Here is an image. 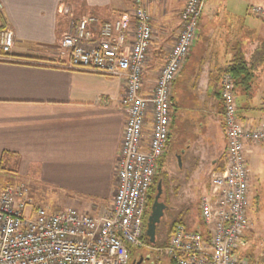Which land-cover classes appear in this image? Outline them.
I'll return each instance as SVG.
<instances>
[{
  "label": "crops",
  "instance_id": "1",
  "mask_svg": "<svg viewBox=\"0 0 264 264\" xmlns=\"http://www.w3.org/2000/svg\"><path fill=\"white\" fill-rule=\"evenodd\" d=\"M251 1L255 0L239 4L231 11L224 9L223 15L230 20L207 19L217 25L214 24V31L211 30L206 40L217 42L219 46L208 44V49L214 50L212 53L205 51L204 55H210L205 66L204 59L191 67L183 65L171 89L170 98L176 103L182 102L183 91L192 88L197 91L196 101L200 103V99L203 106L198 127L205 131V138L200 137L197 158L201 168L208 172L205 190L211 173L220 170L224 162L226 141L219 96L221 76L235 58H240V53L253 76L247 93L234 87L238 118L250 128L264 125V61L255 59L259 45L264 43V17L252 13L255 6ZM184 4L185 0H148L146 3L152 39L142 72L141 96H149L152 92L147 85L149 73L155 69L158 72L170 52L178 35ZM0 5L2 22L14 34L10 53L0 57V177L4 176V163H8L9 180L13 184L7 185H15L17 181L27 184L31 187L28 195L35 204L52 210L45 203L54 195L58 202L65 203L58 212L73 208L92 217L108 213L117 186L116 168L127 119L121 105L125 83L121 78L66 69L68 54L59 48L58 41L69 31L71 22L86 17H95L99 24L114 20L132 11L131 1L0 0ZM60 7L67 9L70 16L60 13ZM256 7L264 13V0H257ZM97 37L95 30L94 40ZM131 41L130 34L129 44ZM199 41L198 27L187 58ZM177 119L174 108L164 155L158 161L155 175L167 163L170 170L173 166L180 172L191 168L189 145L182 151L170 152L177 136ZM151 129L152 117L148 112L141 139L144 150L150 141ZM244 155L248 167L249 210L257 200L255 187L259 186L258 177L264 172L262 165L256 175L252 170L256 169L257 159L264 162V143L246 144ZM253 159H256L254 166L249 163ZM164 205L165 211L176 216L171 224L179 220L186 229L202 233L204 226L199 208L195 217L185 221V206L179 209L172 204ZM248 218L250 225L237 256L257 263L264 252V243L257 248L251 242L255 224L251 217ZM169 238L162 243L166 245ZM140 261L139 258L131 264Z\"/></svg>",
  "mask_w": 264,
  "mask_h": 264
},
{
  "label": "built area",
  "instance_id": "2",
  "mask_svg": "<svg viewBox=\"0 0 264 264\" xmlns=\"http://www.w3.org/2000/svg\"><path fill=\"white\" fill-rule=\"evenodd\" d=\"M130 1V13L100 24L95 17L71 22L69 31L58 41L59 48L68 54L66 69L121 78L125 83L121 105L127 119L110 210L95 217L71 208L54 212L35 204L25 188L7 185L0 190V264H128L127 247L145 246L142 237L147 193L164 155L171 114L176 107L170 98L171 89L197 37L203 0H185L177 38L149 96L139 94L152 39L148 0ZM251 11L263 14L258 7ZM60 13L70 16L64 7H60ZM95 30L98 37L94 40ZM13 44L14 34L2 22L0 5V57L7 56ZM219 96L226 141L224 163L220 170L211 173L199 205L208 237L176 224L166 245H146L155 257L174 264H264V252L257 263L237 256L250 225L244 150L248 143H264V125L250 128L241 123L228 73L221 76ZM148 112L152 129L144 150L141 139ZM140 260L139 264H146L149 258ZM150 264L162 263L155 259Z\"/></svg>",
  "mask_w": 264,
  "mask_h": 264
},
{
  "label": "rangeland",
  "instance_id": "3",
  "mask_svg": "<svg viewBox=\"0 0 264 264\" xmlns=\"http://www.w3.org/2000/svg\"><path fill=\"white\" fill-rule=\"evenodd\" d=\"M204 6L202 10V16L199 26V39L200 41L196 43V46L194 47L192 53L190 56L185 60L184 65L187 67H191V65L195 64L197 61H200L201 59H204L203 66L206 65V61L210 57L209 54H205V51L209 50L210 53L213 52L214 48L208 49V44L213 46H219V43L213 42L209 43L206 39L207 36L210 35L211 30L214 31V24L217 25V23H211L207 19L213 18L216 22H222L225 19L230 20L227 16H224L225 14L224 9L234 10L236 9L237 5H243L247 1L250 2V0H204ZM253 5L256 7L257 0L251 1ZM248 4V3H247ZM246 6H243L245 9ZM217 13H220L217 16ZM261 14V13H259ZM260 17H264V13L259 15ZM258 28V27H257ZM258 30V29H257ZM264 37V36H263ZM166 58V57H165ZM165 61V59H164ZM214 61V59H213ZM164 62L162 63V65ZM161 65V67H162ZM198 66V65H197ZM157 72L156 69L149 73L148 77V88L149 91H152L156 82V79L158 77V74L160 72V69ZM201 73V72H200ZM196 72H194V75ZM192 79H190L191 81ZM189 81V83H190ZM185 92V93H184ZM197 91H193L192 88H189L187 91H183V99L182 102L178 101L175 103L176 107L175 110H177L178 113V119L176 120L177 126V136L176 140L173 143V147L170 149V152H174V149L176 151H182V149H186V146L189 145L188 154L191 159V168L188 169H182L185 171H179L173 166V169H169V164H164L162 170L158 171L157 177L155 180V186H154V192L152 194V203L156 194V188L157 184L160 182L161 184V196H160V202L163 204H172L178 207L179 209H182L183 206L187 208V211L184 213V220L186 221L188 217L196 216L198 212V208L201 202L202 197L206 194V190L204 189L207 179H208V172L205 169L201 168V164L197 157H199V151H200V137L203 136L205 138L204 133L205 131H201L198 127L199 123L198 120H201L202 113H201V101L199 99L198 103L196 101L197 97L195 96ZM200 117L199 119H197ZM200 122V121H199ZM200 134V135H197ZM186 135V136H185ZM185 137L188 139L185 140ZM185 160V158H184ZM256 159L250 160V164L254 166V161ZM249 165V164H248ZM264 167V162H261L257 159L256 162V169H252L254 174L256 175V171L260 166ZM201 168V169H200ZM3 175L0 177V188L5 187V184L11 183L12 181L9 180L11 169L8 165V163H4L3 165ZM264 171V170H263ZM186 176L187 178H185ZM186 179V180H184ZM257 179V177H256ZM259 181V186L255 187V194L257 195V200L255 203H253L252 209L247 208V215L252 218L255 228H254V235L251 237V242L257 248H259V244L264 243V172L261 174ZM13 184V183H11ZM25 188L27 191H31V187L27 186V184H22L20 181H17L15 185ZM53 194V193H52ZM51 199H48L49 201L45 204H47L52 211L58 212L59 208H62V206H65V203L58 202L55 199L54 195H50ZM151 203V206H152ZM44 204V203H43ZM70 204V203H68ZM150 206V209H151ZM70 207V205H69ZM68 209V208H67ZM73 209V208H71ZM175 214L166 210L164 212V216L161 219L160 223L157 225V231H156V242L162 243L164 242L168 235L169 226L171 224V221L175 218ZM195 219V218H194ZM148 244H145L140 249H135L134 254L132 255V260L137 262L140 259L146 260V258H149L147 260L146 264H150L151 262L156 260L161 261L162 264H169L168 260L166 258L162 257H155L154 253L151 251V248H147ZM128 264H131V261L129 260Z\"/></svg>",
  "mask_w": 264,
  "mask_h": 264
},
{
  "label": "trees",
  "instance_id": "4",
  "mask_svg": "<svg viewBox=\"0 0 264 264\" xmlns=\"http://www.w3.org/2000/svg\"><path fill=\"white\" fill-rule=\"evenodd\" d=\"M199 22H200V19H199ZM198 27H199V23H198ZM197 32H198V29H197ZM255 59H257V61H261V62L264 61V43L263 42L259 45V47H258V49L256 51ZM225 73L230 74V76H231V78L233 80V84H234L235 88H239L240 90H242L245 93H247L249 91L253 75L250 72L249 66L243 60V58L241 56V53H240V58L239 59L235 58L234 63H232L230 66H228L226 68ZM156 177H157V175H155V177H153L152 183H151V185L149 187V190H148V193H147L145 212H144V216H143V229H144V231H145V228H146L147 217H148V215L150 213V206H151V203H152V194H153V192L155 190L154 186H155ZM176 224L182 225L179 220L173 221L172 224L169 227V230H168V233H167V235H168L167 238H169L171 236L173 228H174V226ZM156 231H157V228H156ZM201 235L204 238L208 237L204 227H203ZM142 242H143V244H149L145 234L142 237ZM164 245H165L164 243L161 244V243L156 242L152 246H154V247H162ZM134 251H135V249H133L131 247H127L129 260L131 262H133L132 255L134 254ZM169 264H174V263L169 262Z\"/></svg>",
  "mask_w": 264,
  "mask_h": 264
},
{
  "label": "water",
  "instance_id": "5",
  "mask_svg": "<svg viewBox=\"0 0 264 264\" xmlns=\"http://www.w3.org/2000/svg\"><path fill=\"white\" fill-rule=\"evenodd\" d=\"M161 196V184L160 182L157 184L156 194L150 209V213L147 217L146 228H145V236L150 245H154L156 243V228L160 223L161 219L164 216V211L166 206L160 202ZM139 264V263H137Z\"/></svg>",
  "mask_w": 264,
  "mask_h": 264
}]
</instances>
